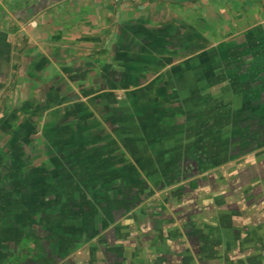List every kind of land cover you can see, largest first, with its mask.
<instances>
[{
  "label": "crops",
  "instance_id": "crops-1",
  "mask_svg": "<svg viewBox=\"0 0 264 264\" xmlns=\"http://www.w3.org/2000/svg\"><path fill=\"white\" fill-rule=\"evenodd\" d=\"M254 61L264 0H0V264H260L263 236L244 244L218 214L192 243L129 171L188 90L224 91Z\"/></svg>",
  "mask_w": 264,
  "mask_h": 264
},
{
  "label": "rangeland",
  "instance_id": "rangeland-1",
  "mask_svg": "<svg viewBox=\"0 0 264 264\" xmlns=\"http://www.w3.org/2000/svg\"><path fill=\"white\" fill-rule=\"evenodd\" d=\"M257 62L224 91L188 90L193 96L170 129L174 135L160 141L157 157L144 152V161L129 168L139 180L136 199L144 195L147 206L156 202L163 213L166 201L192 243V232L206 243L215 236L218 214L235 217L232 233L244 244L264 240V69ZM252 256L264 264V253Z\"/></svg>",
  "mask_w": 264,
  "mask_h": 264
}]
</instances>
